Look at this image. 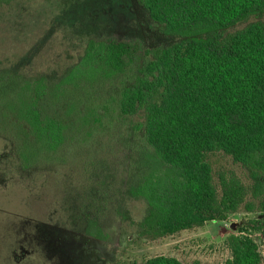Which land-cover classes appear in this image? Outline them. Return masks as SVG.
Returning <instances> with one entry per match:
<instances>
[{
	"label": "trees",
	"instance_id": "1",
	"mask_svg": "<svg viewBox=\"0 0 264 264\" xmlns=\"http://www.w3.org/2000/svg\"><path fill=\"white\" fill-rule=\"evenodd\" d=\"M13 1L0 0V6ZM139 3L154 21L188 36L139 62L128 42L88 40L55 81L43 74L0 77V136L13 145L21 168L55 166L66 144L94 137L115 112L122 120L141 114L136 128L152 150L134 191L147 203L138 225L143 236L221 220L242 207L260 217L226 238L231 257L225 264H259L249 232L264 237V25L225 31L263 13L264 0ZM132 68L131 82L109 96L112 103L92 105L101 87ZM213 152L245 168L250 183L221 174L215 185L207 159ZM142 264L184 263L158 255Z\"/></svg>",
	"mask_w": 264,
	"mask_h": 264
},
{
	"label": "rangeland",
	"instance_id": "2",
	"mask_svg": "<svg viewBox=\"0 0 264 264\" xmlns=\"http://www.w3.org/2000/svg\"><path fill=\"white\" fill-rule=\"evenodd\" d=\"M255 21L264 25V12L225 33ZM187 36L154 21L139 0H14L0 6V77L43 74L55 81L79 59L88 40L128 42L139 62L152 49ZM133 68L101 87L92 105L108 102L130 83ZM115 113L94 137L66 144L55 166L21 168L13 145L0 136V264H142L158 255L184 264H225L231 257L226 238L260 212L241 207L221 220L143 236L138 225L147 203L134 191L152 150L136 128L143 116L122 120ZM207 159L218 187L221 174L250 183L245 168L222 152ZM249 235L264 264L262 233Z\"/></svg>",
	"mask_w": 264,
	"mask_h": 264
}]
</instances>
